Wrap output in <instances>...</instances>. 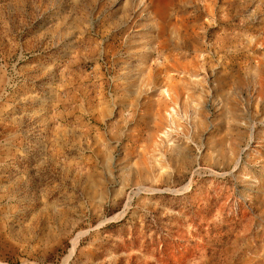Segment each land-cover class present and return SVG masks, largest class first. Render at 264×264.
<instances>
[{"label": "rangeland", "instance_id": "rangeland-1", "mask_svg": "<svg viewBox=\"0 0 264 264\" xmlns=\"http://www.w3.org/2000/svg\"><path fill=\"white\" fill-rule=\"evenodd\" d=\"M0 264H264V0H0Z\"/></svg>", "mask_w": 264, "mask_h": 264}, {"label": "crops", "instance_id": "crops-1", "mask_svg": "<svg viewBox=\"0 0 264 264\" xmlns=\"http://www.w3.org/2000/svg\"><path fill=\"white\" fill-rule=\"evenodd\" d=\"M126 97H129V98L133 97V99H135V98L137 99L138 94L136 91L127 92V93L125 92V93H123V95L121 97L118 96L117 99L119 98V100H121V99L126 98ZM111 105L113 106L112 111L119 113V111L121 110L120 107L122 106L120 103L119 104H117L115 102L103 103V104H101V106H102L101 112L103 114H101V115L99 114L96 117V118H98L99 121H100V119L105 118L110 114H113L111 112V109H110ZM125 110H126V112H131L132 111V105L130 107L125 106ZM61 115H63V113H61ZM3 133H4L3 134V140H5L6 133L4 131H3ZM8 135L10 136V133H8ZM14 135H15V133L13 132L12 136H14ZM72 135H73V129L69 128V126H67V125H57V126L53 127L52 129H48L47 127H45V130L39 128V129H35L33 131L32 137L30 139L34 140L35 147L44 146L46 149H48L47 155H45L44 158L39 156V157H34L32 159L35 174H39L40 177H42V175H44V177H48L51 179H52V177H55L57 175L58 160H57V156L52 151V149H55L57 147L67 148L68 147V140H71ZM19 137H20V135L18 134V138ZM9 142L10 141H8V143ZM14 145L17 146L18 148L21 147V145H22L21 140L17 141V145L12 143V146H14ZM9 146H10V143H9ZM24 162H23V164H24ZM17 164L18 165L22 164V160L18 161ZM60 164H61V167L63 169H65V171L68 170V159L67 158L61 159ZM71 164H72V162H71ZM70 170L72 171V166H71Z\"/></svg>", "mask_w": 264, "mask_h": 264}]
</instances>
